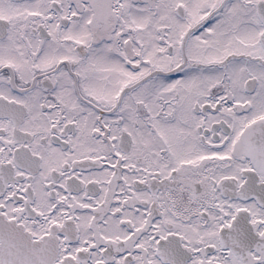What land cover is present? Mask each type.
<instances>
[{
	"label": "snow or ice",
	"instance_id": "1",
	"mask_svg": "<svg viewBox=\"0 0 264 264\" xmlns=\"http://www.w3.org/2000/svg\"><path fill=\"white\" fill-rule=\"evenodd\" d=\"M0 264H264V0H0Z\"/></svg>",
	"mask_w": 264,
	"mask_h": 264
}]
</instances>
